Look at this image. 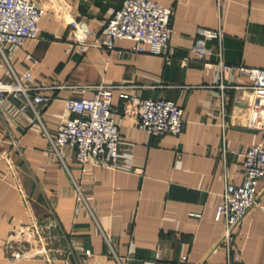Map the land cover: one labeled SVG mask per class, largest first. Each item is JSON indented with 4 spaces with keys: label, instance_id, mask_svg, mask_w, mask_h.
Here are the masks:
<instances>
[{
    "label": "crops",
    "instance_id": "1",
    "mask_svg": "<svg viewBox=\"0 0 264 264\" xmlns=\"http://www.w3.org/2000/svg\"><path fill=\"white\" fill-rule=\"evenodd\" d=\"M36 1L40 33L4 46L0 77L30 69L26 83L52 99L37 105L38 115L21 109L22 95L0 108V264H180L184 255L187 264H264V178L233 235L241 258L220 244L225 222L216 219L226 185L243 182L245 150L264 145V105L235 68H264V0H157L174 10L169 57L136 51L127 38L104 47V21L123 0ZM73 19L90 32H76ZM217 28L221 41L208 37L201 56L202 30ZM220 57L234 66L226 90ZM100 83L115 86L116 167L82 165L75 147L50 140L73 116L66 100L92 97ZM145 98L181 106L182 131L156 136L138 127L136 99ZM33 223L47 255L14 238L17 226Z\"/></svg>",
    "mask_w": 264,
    "mask_h": 264
},
{
    "label": "built area",
    "instance_id": "2",
    "mask_svg": "<svg viewBox=\"0 0 264 264\" xmlns=\"http://www.w3.org/2000/svg\"><path fill=\"white\" fill-rule=\"evenodd\" d=\"M43 6L36 0H0V70L4 67L6 55L4 46L13 44L22 46L26 39L37 37L40 33L39 21ZM173 7L157 0H123L121 6L104 21V47L112 49L118 39L127 38L135 41L136 51L150 50L156 53L172 55L169 41L173 35ZM76 32L89 33L86 22L82 19L72 20ZM203 36L198 38L195 50L201 55L208 52L206 39L216 36L220 41L224 31L222 28L203 29ZM221 56V53H219ZM222 71L219 87L226 90L223 82L225 74L234 66L219 58ZM239 73L249 77L248 88L255 95V102L264 105V68L237 65ZM11 81L0 77V108L8 104L11 97L22 95L21 109L32 107L37 115V105L46 104L52 95L42 93L43 86L26 83L31 78V70L21 74L12 67ZM114 85L100 83L96 86L92 97L66 100L65 108L73 116L64 119L57 125L56 133L50 136L51 143L57 149L62 145L76 148V159L82 165L116 167L121 141L120 129L113 116L112 98ZM121 96L130 98L129 93ZM137 126L152 135H178L183 128V108L170 99H136ZM244 179L241 184L230 182L223 191V199L219 203L216 219H223L225 231L220 240L228 254L234 252L241 258V251L234 246L233 235L248 212L260 199L261 191L258 182L264 178V145L257 143L249 146L243 155ZM81 193V191H80ZM14 238L33 248L31 254L47 255L48 249L44 236L38 226L33 223L27 227L17 226ZM31 249V250H32ZM17 255V253H16ZM187 256L180 259V264H187Z\"/></svg>",
    "mask_w": 264,
    "mask_h": 264
}]
</instances>
